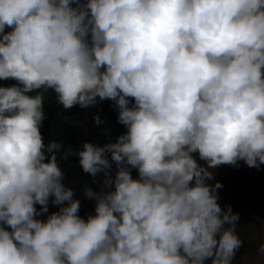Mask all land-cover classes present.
Listing matches in <instances>:
<instances>
[{
    "label": "clouds",
    "instance_id": "9594fccd",
    "mask_svg": "<svg viewBox=\"0 0 264 264\" xmlns=\"http://www.w3.org/2000/svg\"><path fill=\"white\" fill-rule=\"evenodd\" d=\"M3 80L0 264H233L239 214L208 182L264 165V0H0ZM49 91L126 128L75 153L105 177L86 218L40 133Z\"/></svg>",
    "mask_w": 264,
    "mask_h": 264
},
{
    "label": "rangeland",
    "instance_id": "374dc122",
    "mask_svg": "<svg viewBox=\"0 0 264 264\" xmlns=\"http://www.w3.org/2000/svg\"><path fill=\"white\" fill-rule=\"evenodd\" d=\"M98 101H100L99 98ZM100 102L102 106H109L111 104L108 100ZM77 112L79 113V120L76 122V131H81V134L75 132V135L79 139L78 141H83V143L89 142L97 146H103L110 142L104 141L103 136L101 139V131L97 129L95 119L97 117L99 119L103 118L100 112L92 114L90 117L82 115L80 107ZM61 118H64V116L60 113H56L55 116L52 115V119L54 120V125L52 126H57V120ZM67 119L74 120V117ZM49 129L50 128H48V130ZM49 134L52 138L59 137L58 130H49ZM106 155L111 161L110 154ZM69 156L73 157L71 153H69ZM262 166L261 169L250 168L243 161H239L237 166L221 165L212 170L214 172V179L208 182L210 184H215L218 181L222 184V187L217 189L219 197L218 203L222 209L231 206L233 212L239 214V219L236 221V231L243 240L248 241L251 245L247 250L237 255L233 264H264V255L258 252L260 245L264 243V165ZM64 167L66 176H64L62 182L65 187L71 188L74 192L79 194V198L75 197V199L80 201V211L78 214L86 218L87 215L93 214L95 201L85 196L84 186L90 188L93 192L99 193L104 188V185L99 189L97 186L93 187L91 183L90 186H88V183L91 182V176L83 171L79 162L76 164L70 163ZM115 168L116 165L113 163V175ZM102 176L105 180L104 175ZM132 176L133 178L137 177V171L135 169H132ZM252 181H255L252 186L247 185ZM96 184H98V182H96L95 185ZM245 190L248 192L242 195V191L244 192ZM49 204L54 207V210H58L59 206L53 205L51 199L49 200ZM51 213L52 211L50 210L48 214Z\"/></svg>",
    "mask_w": 264,
    "mask_h": 264
},
{
    "label": "crops",
    "instance_id": "0c3cea01",
    "mask_svg": "<svg viewBox=\"0 0 264 264\" xmlns=\"http://www.w3.org/2000/svg\"><path fill=\"white\" fill-rule=\"evenodd\" d=\"M10 30V29H6ZM15 81L13 80H3L0 81V86H11L14 84ZM45 96L44 99V114L46 119V128H50V131L58 130L59 131V137L52 138L50 142H55L60 145V148L58 149L56 155H57V162L58 166L61 168L62 172L64 173V176H66L65 173V167L66 165H69L70 163H78L79 158L77 155H75L76 151L78 149H81L82 145L84 144L83 141H78V137L75 135V132H79L81 134V131L77 130V124L76 122L79 120V113L77 112L79 110V105H76L72 107L71 109H64L63 106L56 102V98L54 99V93L51 91L47 93H43ZM111 104L109 106H102L101 102L98 101L93 107L88 108H81L80 111L82 112V115L85 117H90L92 114H95L97 112H100L103 116L102 119H100L101 123L97 124V129H100L101 131V139L102 136L104 137V141H110L113 142L116 140V138L126 131V128L123 125H120L117 122V116L118 111L114 106V102L111 100H108ZM56 113H60L64 116V118L58 119V125H54V120L52 119V115L55 116ZM47 117V118H46ZM67 119V118H73ZM71 123V124H70ZM68 138L73 139V142L75 144L68 143ZM69 153L72 154L73 157L69 156ZM103 173L98 174L97 176H102ZM51 207V210H53V206L49 204ZM42 219V218H41ZM44 219V218H43Z\"/></svg>",
    "mask_w": 264,
    "mask_h": 264
},
{
    "label": "trees",
    "instance_id": "16d2710c",
    "mask_svg": "<svg viewBox=\"0 0 264 264\" xmlns=\"http://www.w3.org/2000/svg\"><path fill=\"white\" fill-rule=\"evenodd\" d=\"M54 97V99H55V95L53 96ZM47 118V117H46ZM69 120V119H68ZM45 124H46V119H45V121H43L42 122V124H41V130H40V133H41V135H42V138H43V143L47 146L48 144H50L51 142H50V140H51V137L49 136L50 134H49V130H48V128H46V126H45ZM71 124V123H70ZM68 143H71V144H75V142H73V139H71V138H68ZM49 154H47L46 153V160H45V162H48L47 161V156H48ZM263 166L261 165L260 166V169L262 168ZM91 176V175H90ZM98 177H101V176H96L95 178H93L92 176H91V182H89L88 184V186H90V183L92 184V186L94 187V186H97V188L99 189V188H101L103 185H104V178H103V176L101 177V178H98ZM96 182H98V184H96L95 185V183ZM255 181H252V182H250L249 184H247V185H250V186H252L253 185V183H254ZM85 184V183H84ZM91 186V187H92ZM83 189H86V186H84V188ZM248 191L247 190H245L244 192L242 191V195H245L244 193H247ZM75 197H77V198H79V194L78 193H76V192H74V199H75ZM246 197V196H245ZM40 205H36V208H37V210L39 211V209H40ZM51 210V207L49 206L48 207V213H49V211ZM52 212H54V211H56V210H51ZM48 213L47 214H43V215H41V216H39V217H37V218H39V219H43V218H46V216L48 215ZM93 214H94V208H93ZM251 245H250V243L248 242V241H246V240H243V246L239 249V251L237 252V254H236V257H237V255H239L241 252H243V251H245V250H247L249 247H250ZM235 257V258H236Z\"/></svg>",
    "mask_w": 264,
    "mask_h": 264
}]
</instances>
